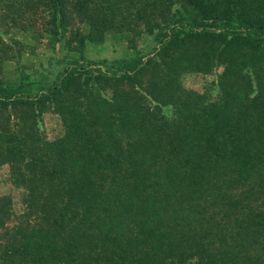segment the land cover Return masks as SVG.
I'll return each mask as SVG.
<instances>
[{"label":"trees","instance_id":"obj_1","mask_svg":"<svg viewBox=\"0 0 264 264\" xmlns=\"http://www.w3.org/2000/svg\"><path fill=\"white\" fill-rule=\"evenodd\" d=\"M77 21L93 41L136 28L154 43L66 53L40 82L0 77V167L23 204L10 221L0 191V264H264L233 255L216 218L242 210L229 190L264 168V0H0L1 23L49 40ZM13 44L0 34V70ZM217 66V97L184 85Z\"/></svg>","mask_w":264,"mask_h":264},{"label":"rangeland","instance_id":"obj_2","mask_svg":"<svg viewBox=\"0 0 264 264\" xmlns=\"http://www.w3.org/2000/svg\"><path fill=\"white\" fill-rule=\"evenodd\" d=\"M60 40H49L46 33L40 34L37 25H31L24 29L13 26H6L0 22V34L8 41L11 37L15 44L11 48V56L2 61L0 77L4 80L18 81L36 79H52L58 69V61L66 53L78 55L83 54L89 58L106 57L108 59L131 56L137 52H146L153 45V35L136 28L108 29L104 32L102 39L90 40L83 34L87 31L85 23L73 24ZM36 26V27H35ZM222 70L217 66L206 73L190 72L184 75L183 83L187 87L204 92L207 97L215 98L218 95L217 76ZM168 116L172 113L170 108H165ZM40 127L47 137H54L63 132V125L57 114L45 111L40 120ZM0 191L9 193L12 196L13 214L10 221L23 209L21 202L22 191L12 187L5 175L4 168L0 167ZM232 197L239 198L242 203V210H231L229 218L222 219L216 213L217 221L226 226L229 232V242L233 255L242 252L249 258L263 259L264 261V229H261V211L264 212V168L252 174L229 190ZM251 223L247 226L246 222ZM257 223L259 227L254 226ZM240 224L244 225L242 235L239 230ZM264 224V223H261ZM256 235H252L253 230ZM255 238V239H254ZM244 248V251L241 249Z\"/></svg>","mask_w":264,"mask_h":264}]
</instances>
